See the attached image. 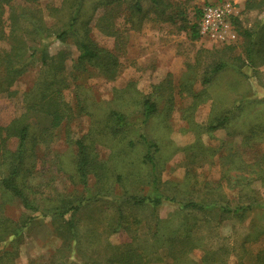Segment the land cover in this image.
Masks as SVG:
<instances>
[{
  "label": "rangeland",
  "instance_id": "1",
  "mask_svg": "<svg viewBox=\"0 0 264 264\" xmlns=\"http://www.w3.org/2000/svg\"><path fill=\"white\" fill-rule=\"evenodd\" d=\"M169 1L173 5L167 11L175 15L174 22L164 21L161 15L148 10L150 0L142 2L146 14L134 8L135 0H83L80 5V0L10 2L18 6V11L22 5L33 8L25 13V28L34 29L33 21L38 16L42 18L43 22L38 21L42 34L28 37V44L44 47L49 57L63 53L66 58L64 71L59 72L65 81L58 83L66 116L58 126H52L50 118L44 115L28 117L31 135L17 181L42 208L68 207L79 200L89 207L75 215L81 240L77 243L70 238V245L64 241L68 234L55 229L60 223L66 224L70 213L61 220L52 215L42 216L0 186V214L19 222L27 216L34 217L17 236L0 237V264H102L106 245L131 240L126 230L114 231L119 196L125 191L154 196L158 191L152 186L153 172L145 159L147 148L139 129L132 124L118 128L113 113L137 123L146 98L158 107L145 129L157 146L154 150L165 192L180 197L189 193L185 177L192 172L194 177L212 184L221 181L217 192L231 202L237 200L241 189L236 178L244 177V183L254 179L249 191L264 200V185L256 177L264 171V44L257 43L264 39V4L255 6L264 0H231L233 17L237 18L232 23L236 37L225 40L208 39L195 27L199 11L218 0ZM248 3L251 8H247ZM51 8L54 15H50ZM77 9L78 31L88 32L99 46L119 58L115 75L108 76L90 63H77L81 52L79 40L68 26ZM9 10L8 5L0 2V16L7 31ZM67 27L69 33L64 38L56 37ZM256 28L261 33L252 46L255 61L251 62L248 46L252 37L248 30ZM6 46V42L0 41V48ZM221 61L226 66L214 72ZM46 69L37 52L26 71L13 82L12 91L0 93L1 127L6 128L27 111L26 101L41 97L36 92L31 91L28 96L27 93L42 80ZM46 76L51 78L50 74ZM240 101H244V106L237 109ZM231 110L234 112L223 126L210 127ZM0 133L3 137L8 134L6 129ZM77 140L84 142L89 155L86 184L77 170ZM17 144L14 134L6 141L12 150ZM1 153L0 159L4 160ZM223 172L227 176L222 179ZM7 174L6 166L0 165V176ZM180 183L183 185H176ZM177 208V202L166 200L156 211L159 218L168 219L167 224L177 228L183 216L176 214ZM151 210L147 206L132 212L131 219L137 215L141 218L139 224H131L137 234L150 232L154 220ZM205 213L195 215L196 219L205 217L211 222V233L205 241L212 250L227 248V264H238L237 254L245 249L255 255L262 248L264 203L242 217L215 209ZM197 236L199 231L194 235ZM160 252L164 256L162 248ZM204 254V249H194L189 253L190 262L204 264Z\"/></svg>",
  "mask_w": 264,
  "mask_h": 264
},
{
  "label": "trees",
  "instance_id": "2",
  "mask_svg": "<svg viewBox=\"0 0 264 264\" xmlns=\"http://www.w3.org/2000/svg\"><path fill=\"white\" fill-rule=\"evenodd\" d=\"M12 0H0L4 5L9 6V30H5L4 22L1 20L0 16V41L6 42V48H0V93H10L11 86L15 79L24 71H26L28 65L33 62L35 56L40 54V60L44 66L47 67L45 73L50 74L51 78H47L46 74L43 76L42 80H38L30 91L27 93H34L39 95V98H32L34 100L26 101V110L24 114H21L19 118H15L11 124L6 128L0 126V132L4 129L7 130V136H2L0 133V152L1 157L5 158L4 160L0 159V165H5L8 171L6 176H0V186L4 191L10 192L14 196L18 197L23 205L31 209L34 212H39L42 216L52 215L55 220L63 219L67 214L70 213L71 218H67L66 224H58L55 229L57 232L63 230L64 233H67V238L64 237L66 244L72 243L70 238H75V241L79 243L80 236H78V224L79 221H75V215L80 214L79 212L82 208L89 206H84V201L79 200L77 204L71 206H64L56 209L42 208L39 204L31 200L28 193L24 189L23 185L19 184L17 179L22 166L24 165V158H26L27 153V140L31 135V120H29L30 115L41 116L50 118V123L52 126H58L61 124L63 119L66 116L65 103L62 100L61 89L58 86V83L64 82L65 78L59 76V72L64 71L65 68V56L63 53H59L56 57H49L46 53L44 47H35L30 46L27 43V38L33 39L34 37L41 35V25L38 23L43 22L41 16H38L36 21H33L32 28H25V13L33 10L27 5L21 6V11H18V6L12 5L10 2ZM29 2L35 0H27ZM83 0H80L79 5ZM222 1V0H218ZM217 1V2H218ZM143 0H135L134 8L137 11H143L144 14L147 13L145 7L142 4ZM110 3V2H109ZM264 2H259L255 6H260ZM173 4L169 0H150V6L148 10L154 11L161 15V18L164 21H173L175 20V15L172 12H168L167 9L170 8ZM78 7V4H77ZM250 3L247 4V8H251ZM34 11L38 10L34 8ZM78 9L73 13L71 22L68 24L70 30L76 33L81 52L77 58V63L79 65H85L90 63L95 66H99L106 75H115L119 69V58L116 54H113L110 50L99 46L92 38H90L88 32L78 31ZM2 12V11H0ZM201 13V11H199ZM39 13V12H38ZM178 13V12H177ZM180 13V11H179ZM178 13V14H179ZM54 15L55 11L51 8V14ZM200 15V14H199ZM234 16V15H233ZM231 17V22H237L236 17ZM71 17V15H70ZM200 16H198L199 18ZM264 24V20H262ZM196 31L198 30V24L195 23ZM249 31V32H248ZM250 34L251 42L248 46V52L250 56V61L253 60L251 51L253 50L252 46L256 43V37L258 33H261L257 30H248ZM198 32V31H197ZM69 33V29L64 28L58 32L56 37L64 38ZM199 35V34H198ZM264 38V37H263ZM255 41V42H254ZM259 44H264V39L257 42ZM46 45V43L44 44ZM226 66V62L221 61L218 65L213 68V71L223 69ZM208 80V79H207ZM51 89V91L49 90ZM54 90V92H52ZM56 96H49V94H55ZM244 106V101H240L236 108L242 109ZM158 110L157 104L151 101L150 98L144 100V110L142 116L140 117L139 122H128L125 120L124 116L120 113H113L116 119V125L118 128L123 126L133 125L139 129L140 139L146 145L147 152L145 154V159L152 168L153 180L152 186L154 191H158L157 194L153 195H139L135 193H129L125 191L124 194L119 196L121 202L118 204L117 214L118 218L115 223L114 231L119 229H124L126 232L131 234V240L115 245H106L105 252V262L102 264H192V261L189 253L196 248H201L205 250L203 259L204 264H227L225 261V252L227 248L221 246L215 250H212L210 246L205 241L206 237L211 233V222L205 217L196 219L195 215L198 212L211 211L213 209L219 210L222 214H232L242 217L246 212L254 210L256 207H259L264 203V200H261L253 192L249 191V187L252 185V179H249L248 183H244V177L236 178L235 183L241 186L239 190L237 200L231 202L226 200L225 196L217 190L221 186V181L217 184H212L208 180L199 179L194 177L192 172H189L186 179V185L189 186V193L178 196L179 194H171L165 192L161 188V175L158 168V160L156 158V143L151 140L146 132V124L154 117ZM234 110L226 112L224 117L218 120L216 123L212 124L211 128H217L223 126L230 118ZM48 118V119H49ZM139 123V124H138ZM251 134H255V131H250ZM18 137V144L14 150L6 146L7 139L12 135ZM5 143V145L1 144ZM78 147V163L77 170L83 181L86 184L87 176L89 173V155L87 152V146L82 140H77ZM243 166V163H240ZM260 168V166L258 165ZM264 169V162L263 167ZM232 168H227L228 173ZM227 176L224 172L223 177ZM256 177L260 179L261 183L264 185V171L257 174ZM221 179V180H222ZM229 179V177H228ZM251 180V181H250ZM177 186L183 185L182 183L176 184ZM249 186V187H248ZM174 192L178 191L173 189ZM192 191V192H191ZM98 195V194H95ZM100 195V194H99ZM177 202L178 208L176 214L179 212L183 214L180 218L181 225L179 227H172L167 224L166 219L159 218L157 213V207L162 204L164 201ZM83 201V202H82ZM150 206L151 214L153 215V222L151 223L149 233L137 234L132 228V221L136 224L141 222L139 216H134L131 219L132 212L142 210L143 208ZM192 214L193 217L188 216ZM33 216H27L24 221H14L10 217H7L3 214H0V237L5 235H14L17 236L22 232L23 229L27 228L32 220ZM131 219V220H130ZM190 219H193L190 221ZM199 231L197 238L194 235ZM264 233V229L261 230ZM70 235V236H69ZM201 237V238H198ZM68 240V241H67ZM1 241V238H0ZM91 242V240H89ZM162 248V253L164 251V256L161 254L160 249ZM238 264H264V237L262 241V248L253 255L250 250L245 249L244 252L238 253ZM1 258V256H0ZM248 259V262H244ZM229 264V263H228Z\"/></svg>",
  "mask_w": 264,
  "mask_h": 264
},
{
  "label": "built area",
  "instance_id": "3",
  "mask_svg": "<svg viewBox=\"0 0 264 264\" xmlns=\"http://www.w3.org/2000/svg\"><path fill=\"white\" fill-rule=\"evenodd\" d=\"M235 14L231 0L206 4L197 21L200 34L208 39L225 40L236 37L231 17Z\"/></svg>",
  "mask_w": 264,
  "mask_h": 264
}]
</instances>
